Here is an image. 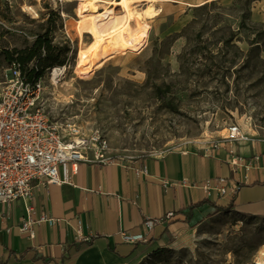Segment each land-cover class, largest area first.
Segmentation results:
<instances>
[{
	"label": "rangeland",
	"instance_id": "374dc122",
	"mask_svg": "<svg viewBox=\"0 0 264 264\" xmlns=\"http://www.w3.org/2000/svg\"><path fill=\"white\" fill-rule=\"evenodd\" d=\"M205 3L180 12L172 2L155 0L162 14L143 19L148 26L144 46L117 50L85 81L72 70L79 45L76 1L0 0V48L31 44L50 18L49 39L66 48L60 56L66 70L55 80L50 71L41 79L43 110L87 134L98 131L115 156L205 154L224 140L232 123L241 134L263 139L264 4ZM148 5L134 3L140 12ZM90 41L85 34L82 47ZM10 78L0 55V90ZM167 86L169 92L157 98L155 88ZM148 249L133 264H264V217L224 211L202 223L187 242L153 243Z\"/></svg>",
	"mask_w": 264,
	"mask_h": 264
},
{
	"label": "crops",
	"instance_id": "0c3cea01",
	"mask_svg": "<svg viewBox=\"0 0 264 264\" xmlns=\"http://www.w3.org/2000/svg\"><path fill=\"white\" fill-rule=\"evenodd\" d=\"M165 1L181 12L212 0ZM263 139H222L205 154L192 150L136 157L126 167L83 165L71 176L72 184L34 186L29 212L22 202L0 205V264H133L153 243L187 242L229 205L230 211L264 217ZM143 165L147 175H136ZM215 178H225L237 190L221 196L200 187ZM41 215L56 222L20 230L27 219L34 222ZM145 220L156 222L149 232L143 229ZM76 230L83 240L76 239ZM122 233H146L147 239L126 243Z\"/></svg>",
	"mask_w": 264,
	"mask_h": 264
},
{
	"label": "built area",
	"instance_id": "2783aa9c",
	"mask_svg": "<svg viewBox=\"0 0 264 264\" xmlns=\"http://www.w3.org/2000/svg\"><path fill=\"white\" fill-rule=\"evenodd\" d=\"M8 70L11 78L8 85L0 90V205L22 202L29 212L27 201L34 186L72 184L71 176L79 171L80 166L126 167L135 159L111 154L107 140L98 131L87 134L73 123L52 120L42 107V81L26 82L15 65ZM62 70L65 71L66 66L51 69V79L55 71V78L62 76ZM226 130L224 140L229 142L250 139L241 134L237 124H230ZM147 172L144 165L135 169L136 175L146 176ZM200 187L205 191H216L221 196L233 195L237 190L225 178L206 179ZM171 215L166 214L164 218ZM55 222V219L41 215L34 222L27 219L20 230L29 232L33 224L53 225ZM155 223L145 220L142 223L145 232L151 231ZM75 233L77 240H83L77 230ZM121 239L136 244L145 242L147 238L146 233H122ZM84 241L89 240L84 238Z\"/></svg>",
	"mask_w": 264,
	"mask_h": 264
},
{
	"label": "bare ground",
	"instance_id": "6f19581e",
	"mask_svg": "<svg viewBox=\"0 0 264 264\" xmlns=\"http://www.w3.org/2000/svg\"><path fill=\"white\" fill-rule=\"evenodd\" d=\"M77 2L75 31L79 37L73 75L78 80H88L113 56L117 50L138 51L144 46L148 26L143 19L162 14L160 7L153 5L155 0H72ZM148 2L142 12L135 9L134 3ZM203 4V3H202ZM201 4V5H202ZM102 6L103 12L99 10ZM120 7V13L115 7ZM35 17L37 13L27 7ZM90 36V43L82 47L84 35ZM64 70L60 74L63 75ZM53 73L55 80L57 73Z\"/></svg>",
	"mask_w": 264,
	"mask_h": 264
},
{
	"label": "trees",
	"instance_id": "16d2710c",
	"mask_svg": "<svg viewBox=\"0 0 264 264\" xmlns=\"http://www.w3.org/2000/svg\"><path fill=\"white\" fill-rule=\"evenodd\" d=\"M207 6L208 3H205L201 8ZM50 21V18L46 20L47 27L45 28V31L42 34L36 35L31 44L24 45L20 48H0V55L3 57L8 69L15 65L16 70L26 82L34 83L41 80L44 74L51 69L66 65L65 58L60 59L62 53L64 54L67 51L66 48L61 50L59 47L52 45L49 39L50 28L48 25ZM257 36L258 33L255 35V39ZM252 44H255V42ZM168 92V86L163 89L161 87L155 88V95L160 99H163ZM199 204H196L195 206ZM231 208L232 206L229 205L226 208V211H230Z\"/></svg>",
	"mask_w": 264,
	"mask_h": 264
}]
</instances>
